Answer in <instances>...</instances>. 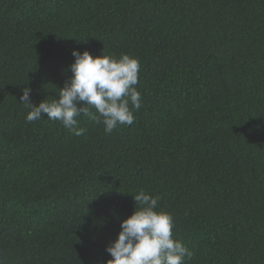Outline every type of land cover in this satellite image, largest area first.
Listing matches in <instances>:
<instances>
[{
  "label": "trees",
  "instance_id": "trees-1",
  "mask_svg": "<svg viewBox=\"0 0 264 264\" xmlns=\"http://www.w3.org/2000/svg\"><path fill=\"white\" fill-rule=\"evenodd\" d=\"M73 50L139 60L131 126L27 122ZM139 191L186 264H264V0H0V258L107 264Z\"/></svg>",
  "mask_w": 264,
  "mask_h": 264
},
{
  "label": "clouds",
  "instance_id": "clouds-1",
  "mask_svg": "<svg viewBox=\"0 0 264 264\" xmlns=\"http://www.w3.org/2000/svg\"><path fill=\"white\" fill-rule=\"evenodd\" d=\"M72 76L56 99H45L38 106L31 102V88L25 87L20 103L30 111L29 123L47 117L59 121L70 133L82 136L81 116L102 124L106 134L118 125L131 126L134 112L142 107L139 82L140 63L135 57L122 54L93 56L88 50H73ZM78 104L82 106H78ZM135 210L121 222V231L106 251L113 259L107 264H186L192 252L182 240L173 236L174 220L170 213L158 211L159 198L145 191L133 194ZM0 264H6L0 258Z\"/></svg>",
  "mask_w": 264,
  "mask_h": 264
}]
</instances>
